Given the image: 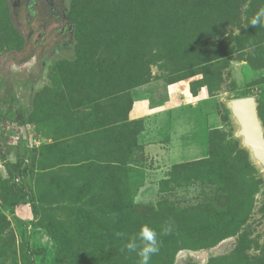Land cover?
Listing matches in <instances>:
<instances>
[{"label": "rangeland", "instance_id": "obj_1", "mask_svg": "<svg viewBox=\"0 0 264 264\" xmlns=\"http://www.w3.org/2000/svg\"><path fill=\"white\" fill-rule=\"evenodd\" d=\"M18 2L0 0L3 82L31 51ZM38 4L32 38L45 21L43 47L75 45L36 79L22 132L6 128L38 226L30 204L10 213L0 161V264H32L19 220L36 264H138L125 245L144 224L160 234L150 264H264V171L228 104L253 95L264 128V27L243 26L264 0H66L59 24Z\"/></svg>", "mask_w": 264, "mask_h": 264}, {"label": "flooded vegetation", "instance_id": "obj_2", "mask_svg": "<svg viewBox=\"0 0 264 264\" xmlns=\"http://www.w3.org/2000/svg\"><path fill=\"white\" fill-rule=\"evenodd\" d=\"M45 2L48 3L47 6L50 9L51 17L54 18V23L55 24L61 23V21H63L66 18V11H67L66 0H58V3H54V0H26L24 6L25 24H23L22 26L19 25L18 24L19 22L17 21L18 12L16 11L14 14L15 15L14 24L16 26L14 27L21 32V33L19 32L21 35H23L24 40L26 41L25 44L31 43V51L27 53L23 58H21V60L17 65L11 64L10 66L9 61L13 59L12 57L10 58V60H6L7 62L3 69L10 70L8 76L7 77L4 76L6 82H3L2 80L3 78L1 79L0 77V80H2L0 84V145H2L7 139L10 141L12 140V138H9V136H7V131H6V128L10 127V125L11 127H13L14 131L16 130L18 131V133L22 132L17 126L19 125L24 126L25 118L23 116V111L24 109H26V106L29 107L31 105L33 92H34L33 90L35 89L34 88L35 82L40 77H42L43 74L47 73L46 66L53 59V56L57 55L59 51L67 48L71 49L73 45H75L74 39L69 40L66 39L65 37H62L63 38L62 40L55 41L49 47L47 45L46 48L43 47L42 46L43 41L46 38L47 33L51 28L49 27V25H47V23H45V21L41 23V26H39L40 30L37 33L36 37L32 38L34 36L32 35L33 34L32 24L35 18L34 16L36 12L40 9V5L38 3H45ZM18 3H19L18 0H13L11 7L13 8L16 7ZM64 29L65 28L62 27L58 28V31L60 32L61 36L65 34L66 30ZM70 29L71 28H69L68 32L70 31ZM40 64L42 65L41 72H39ZM24 71L30 73L31 79L29 77L24 78V76H28L25 75L26 73H24ZM10 74H15L17 76L12 77V75ZM43 81L46 82V79ZM1 88H3V90ZM26 100L28 102L27 105L24 103ZM21 101H24L23 104H20ZM18 103L20 104L19 106ZM14 105L17 106L14 107Z\"/></svg>", "mask_w": 264, "mask_h": 264}, {"label": "water", "instance_id": "obj_3", "mask_svg": "<svg viewBox=\"0 0 264 264\" xmlns=\"http://www.w3.org/2000/svg\"><path fill=\"white\" fill-rule=\"evenodd\" d=\"M229 110L237 123V136L250 150L253 160L264 170V128L259 118L253 95L238 96L229 100Z\"/></svg>", "mask_w": 264, "mask_h": 264}, {"label": "trees", "instance_id": "obj_4", "mask_svg": "<svg viewBox=\"0 0 264 264\" xmlns=\"http://www.w3.org/2000/svg\"><path fill=\"white\" fill-rule=\"evenodd\" d=\"M26 150H27L26 152L29 153L28 147ZM0 161L11 179L12 196H11V201L9 205L10 213L13 214L14 209L20 204H30L32 208L33 217L29 224H31L32 227H37L38 225L35 220L37 215H36V211L34 210L35 200L33 197V192L27 186V182L20 179L21 171H19V169L22 168L23 162L21 161V159H19L18 162H16L15 167H13L11 163L8 161L5 152L2 150L1 145H0ZM19 222L23 226L22 227V235H23L22 244L24 247V253L30 259V261H32V264H36L33 259L34 251H32L29 246V238H30L29 234L30 233L28 231V225H26V223H24L21 220H19Z\"/></svg>", "mask_w": 264, "mask_h": 264}, {"label": "clouds", "instance_id": "obj_5", "mask_svg": "<svg viewBox=\"0 0 264 264\" xmlns=\"http://www.w3.org/2000/svg\"><path fill=\"white\" fill-rule=\"evenodd\" d=\"M251 25L254 27H264V8L258 10L254 16L243 26ZM172 230L171 225H167L163 231V235H168ZM123 237L125 234L118 233ZM160 234L147 224L141 226L138 235L128 239L125 247L128 252H134L139 257L138 264H150L153 255L160 251L161 241L158 239Z\"/></svg>", "mask_w": 264, "mask_h": 264}, {"label": "bare ground", "instance_id": "obj_6", "mask_svg": "<svg viewBox=\"0 0 264 264\" xmlns=\"http://www.w3.org/2000/svg\"><path fill=\"white\" fill-rule=\"evenodd\" d=\"M242 140V139H241ZM264 171V170H263Z\"/></svg>", "mask_w": 264, "mask_h": 264}]
</instances>
